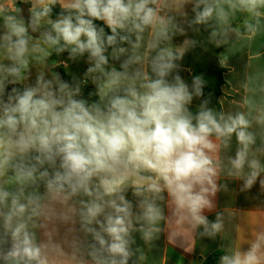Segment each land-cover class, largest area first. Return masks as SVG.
Masks as SVG:
<instances>
[{"label":"clouds","instance_id":"clouds-1","mask_svg":"<svg viewBox=\"0 0 264 264\" xmlns=\"http://www.w3.org/2000/svg\"><path fill=\"white\" fill-rule=\"evenodd\" d=\"M261 35L264 0H0V264H141L164 226L222 234L229 181L264 195V53L229 109L184 60ZM251 223L218 264H264Z\"/></svg>","mask_w":264,"mask_h":264},{"label":"crops","instance_id":"crops-1","mask_svg":"<svg viewBox=\"0 0 264 264\" xmlns=\"http://www.w3.org/2000/svg\"><path fill=\"white\" fill-rule=\"evenodd\" d=\"M241 19L242 17H238L234 21V26L239 25ZM233 37L235 39L234 34ZM199 38L202 39L203 37ZM249 51L251 53L257 51L264 53V35L257 37L251 49L247 47V41H241L231 50L226 51L208 46V50L204 51L198 47L186 55L185 67L191 68L195 74L204 73L209 80V86L205 92L213 93L211 106L217 109L235 107L232 102L238 101L242 95V90L238 88L237 82L242 79V69L248 59ZM222 54L228 57L227 67L221 68L218 63L210 71L208 66L210 56H217L220 59ZM63 55L66 56V54ZM251 63L254 68L264 69V55H261L259 59H253ZM77 69L81 73L83 65L69 64V68L64 74L70 79L68 73H74ZM219 74L222 75L224 84L220 88V95L217 96L215 88ZM183 75L190 80L189 73L185 72ZM228 184L229 191L219 193L217 198L216 211L225 214V230L222 234L215 239L200 238L195 234L191 237L180 236L170 239V230L164 226L159 239L153 242L154 247L151 250L144 246L141 241H138L144 248L146 256L145 261L141 264H205L207 259L214 254L219 252L222 255L239 237H246L253 227L251 223L253 215L264 213V195L260 194L258 185L254 186L250 192L242 193L239 191V182L229 181ZM208 215L210 220H214V213Z\"/></svg>","mask_w":264,"mask_h":264},{"label":"trees","instance_id":"trees-1","mask_svg":"<svg viewBox=\"0 0 264 264\" xmlns=\"http://www.w3.org/2000/svg\"><path fill=\"white\" fill-rule=\"evenodd\" d=\"M65 78H67V77L65 76ZM223 84H224L223 77L221 74H219L218 78H217L216 88H215L217 96L220 95V88ZM220 255H221V253H219V252L214 254L213 256H211L210 258L207 259L205 264H218Z\"/></svg>","mask_w":264,"mask_h":264},{"label":"water","instance_id":"water-1","mask_svg":"<svg viewBox=\"0 0 264 264\" xmlns=\"http://www.w3.org/2000/svg\"><path fill=\"white\" fill-rule=\"evenodd\" d=\"M22 7L24 8V15L25 17H27V6L22 5ZM218 63H219V58L217 56H210V58L208 59L209 70L212 71Z\"/></svg>","mask_w":264,"mask_h":264},{"label":"rangeland","instance_id":"rangeland-1","mask_svg":"<svg viewBox=\"0 0 264 264\" xmlns=\"http://www.w3.org/2000/svg\"><path fill=\"white\" fill-rule=\"evenodd\" d=\"M74 73H77V74H79V73H80V70H79V69H77V70H76V72H74Z\"/></svg>","mask_w":264,"mask_h":264}]
</instances>
